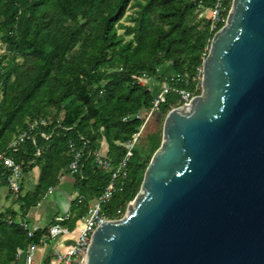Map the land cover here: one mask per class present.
<instances>
[{
  "label": "trees",
  "instance_id": "16d2710c",
  "mask_svg": "<svg viewBox=\"0 0 264 264\" xmlns=\"http://www.w3.org/2000/svg\"><path fill=\"white\" fill-rule=\"evenodd\" d=\"M213 2L0 0V154L22 171L15 199L0 159V188H7L20 211L0 213V264H18L15 256L47 235V228L41 229L29 239L15 219L36 208L65 176L72 180L75 197L62 226L73 231L83 220L143 125V113L153 105L158 90L143 81L169 89L158 108L162 118L181 105L174 90L200 95L196 87L202 62L224 24L211 32L208 19L199 17ZM165 65L170 66L168 75L161 72ZM22 132L29 137L9 149ZM103 143L108 171L96 169L89 154L100 151ZM160 143L161 129L147 134L143 143L137 141L125 173L116 177L115 191L101 208L108 220L124 215ZM73 149L83 152L76 173L67 170ZM34 170V189L25 192L24 177Z\"/></svg>",
  "mask_w": 264,
  "mask_h": 264
},
{
  "label": "water",
  "instance_id": "95a60500",
  "mask_svg": "<svg viewBox=\"0 0 264 264\" xmlns=\"http://www.w3.org/2000/svg\"><path fill=\"white\" fill-rule=\"evenodd\" d=\"M85 264H264V0L231 1L200 95L166 113L137 194L94 230Z\"/></svg>",
  "mask_w": 264,
  "mask_h": 264
},
{
  "label": "built area",
  "instance_id": "2783aa9c",
  "mask_svg": "<svg viewBox=\"0 0 264 264\" xmlns=\"http://www.w3.org/2000/svg\"><path fill=\"white\" fill-rule=\"evenodd\" d=\"M232 0H214L213 5L202 11L199 14L200 18L208 19L210 23V31L213 32L216 30V27L220 23L225 22V13H228ZM228 6V7H227ZM201 72V71H200ZM199 79V86L201 89V75ZM169 89L167 87H163L160 91H158L154 97L153 105L149 111H147L146 117H143V125L141 126L138 133H136L131 142L127 144V151L118 165V167L114 170L112 175L111 182L107 185V187L103 190V192L97 197V199L89 206L86 216L82 220V224L78 229L77 235L72 240V243L65 247L64 250L59 248H54L48 250V246L50 244L59 239L66 238L71 235V231L62 226V222L67 218L66 214L57 215L53 222L47 227V235L39 242V243H30L26 247L25 251L19 253L15 256V259H18L20 254L22 255V264H85L86 253L89 247L91 236L94 230L104 224L106 221H109L104 215L101 214V208L104 204H106L109 199L112 197L115 191L114 180L117 176L125 173V166L128 159L132 156L133 147L136 145L139 140L140 133L144 128L146 122L155 116L156 112L161 103L164 102V94ZM175 93L179 95V99L181 105H185L190 102L195 95L190 92L184 90H174ZM139 118V116H136ZM37 122L29 125V131H32ZM41 125H45L46 122L44 120H40ZM44 136V135H42ZM28 132H22L17 136L15 140L9 145V149H14L19 143L23 142L27 139ZM89 154L93 155L94 163L96 169H100L103 171L110 170V164L106 160L103 153L100 151H92ZM83 156V152L81 150H74L72 153V159L67 167V170L70 173H76L81 169V159ZM0 159L3 162V165L8 170L9 175L7 177V186L9 191L11 192L13 198L17 199L20 195V187H21V179H22V171L19 165L15 164L5 153L0 154ZM53 191L52 189L48 192ZM39 206V205H38ZM10 223V220H7ZM19 226H21L25 231H27V237L29 239L33 238V231L30 230L25 221H16ZM50 242V244L47 243ZM36 253L39 254V260H36ZM46 259V260H45Z\"/></svg>",
  "mask_w": 264,
  "mask_h": 264
},
{
  "label": "crops",
  "instance_id": "0c3cea01",
  "mask_svg": "<svg viewBox=\"0 0 264 264\" xmlns=\"http://www.w3.org/2000/svg\"><path fill=\"white\" fill-rule=\"evenodd\" d=\"M170 71L171 70L169 65H165L161 69V72L170 73ZM106 151L107 146L105 143H103L101 146V152L105 154ZM1 189L2 188H0V213H3L7 210L15 211L8 206L9 202L11 201V198L8 195L7 188H5V193H2ZM74 197L75 194L73 192L72 180L70 178L66 179V177H63L58 188L48 193L46 198L39 204V206L34 209H31L24 218H22L20 215H17V218L15 220L25 221L27 223L28 228L33 232L41 229H46L53 222L54 218L57 215L67 213L66 211L68 210L69 203ZM81 224L82 220L76 224L74 230L71 231V235L69 237L59 238L53 241L51 244L49 243L50 246L47 247L48 250L52 249V247L64 250L66 246L72 243V240L77 235V230L80 228ZM22 255L23 254H20L18 259H15L18 264L23 263Z\"/></svg>",
  "mask_w": 264,
  "mask_h": 264
},
{
  "label": "rangeland",
  "instance_id": "374dc122",
  "mask_svg": "<svg viewBox=\"0 0 264 264\" xmlns=\"http://www.w3.org/2000/svg\"><path fill=\"white\" fill-rule=\"evenodd\" d=\"M4 53V46L0 45V55ZM164 74L168 75V72H163ZM143 84L147 85L150 89H152L153 91H160L164 86L163 85H158L156 84L154 81L152 80H146L142 82ZM157 91V92H158ZM147 112L143 113V117L145 118ZM163 118L161 117L159 120L156 119V117H151L145 124L144 128L142 129L141 133H140V137L139 140L141 143H143V138L150 133H155L156 131L160 130L162 128V123H163ZM37 175L38 172L37 170H34L33 172H31L30 174H28L26 177H24V191H28V190H33L34 189V185L36 183V179H37ZM66 179L70 178V176H65ZM64 177V178H65ZM5 188H2L1 191L2 193H5ZM10 208H12L13 210H15L16 213H20L19 211V205L18 203L12 201L9 202L8 205ZM77 230V229H76ZM78 231V230H77ZM76 231V232H77ZM36 260H39V254L36 253Z\"/></svg>",
  "mask_w": 264,
  "mask_h": 264
}]
</instances>
